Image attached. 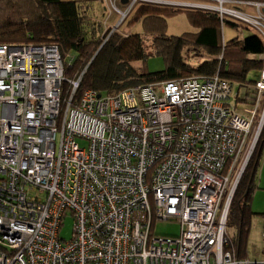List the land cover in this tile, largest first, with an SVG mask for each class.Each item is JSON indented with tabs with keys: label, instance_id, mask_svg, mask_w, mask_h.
<instances>
[{
	"label": "built area",
	"instance_id": "obj_1",
	"mask_svg": "<svg viewBox=\"0 0 264 264\" xmlns=\"http://www.w3.org/2000/svg\"><path fill=\"white\" fill-rule=\"evenodd\" d=\"M205 1L214 4L177 5L216 10L264 41V0ZM138 2L165 3L126 0L120 23ZM83 73L64 110L59 49L0 45V264H257L225 251L230 202L259 137L256 107L243 116L218 76L99 98L86 90L72 105ZM250 91L264 92V68ZM156 221L178 222L180 236H155Z\"/></svg>",
	"mask_w": 264,
	"mask_h": 264
},
{
	"label": "trees",
	"instance_id": "obj_2",
	"mask_svg": "<svg viewBox=\"0 0 264 264\" xmlns=\"http://www.w3.org/2000/svg\"><path fill=\"white\" fill-rule=\"evenodd\" d=\"M99 1L0 0V45H53L59 49L65 70L63 105L70 96L69 81L83 71L72 105L79 102L86 90L100 96H114L138 86L191 76H218L233 86L238 85L239 91L254 86L260 79L263 39L254 34L224 40V25L237 27L228 18L221 21L218 14L207 10L141 3L135 7L134 14L140 20L142 32L122 35L120 31L104 29L99 22H91L95 18L93 6ZM178 14L186 15L193 31L180 36L167 35L166 18ZM150 55L163 59L161 71L149 73L136 67V62H143ZM188 58L201 60L194 64ZM253 75L256 78L252 79ZM263 155L264 125L228 210L225 251L236 261H246L244 248L252 218L249 203Z\"/></svg>",
	"mask_w": 264,
	"mask_h": 264
},
{
	"label": "rangeland",
	"instance_id": "obj_3",
	"mask_svg": "<svg viewBox=\"0 0 264 264\" xmlns=\"http://www.w3.org/2000/svg\"><path fill=\"white\" fill-rule=\"evenodd\" d=\"M163 1L165 2V5L158 4L157 6H166V7L178 8V9H188L184 6L179 7L173 4H184V3L198 4V5H202L206 3L214 4L212 2L205 1V0H163ZM141 3H150V2H141ZM141 3L139 2L136 3L134 5V9ZM151 4H155V3H151ZM229 7L232 8L234 6L229 5ZM126 8H127L126 5L121 3L120 0H100L98 3H96L93 6L92 13L95 18L93 17L94 19H92L91 22L93 21H95V23L99 22L102 24L104 29L110 28L112 31H120L119 33L122 35H128L130 33H133V34L141 33L142 29L140 25V20L136 19L135 14H134V11H135L134 9L131 11L129 15H127L125 19H123L122 23H120L122 19H121V16H120L121 14L119 13V11L120 10L124 11ZM194 9H199V8H193V10ZM239 9L246 13H252V14L256 13L251 8L239 7ZM206 10L214 12V13L216 12V10H210V9H206ZM227 18L230 21H232V23L236 24L237 27L231 28L228 25H224V27L222 28V36L224 40L229 41L230 39L234 37L243 39L249 35L256 34V31L252 27L248 25H244L238 20H235L229 17ZM166 20H167V35L180 36L186 32L193 31V28L190 25L185 14L169 16L166 18ZM188 60L190 63L196 64L201 59L197 60V59L188 58ZM259 60L262 62L264 66V56H262L261 59L259 58ZM135 65L139 69H142L143 71H146L149 73L161 71L164 68L163 59L156 55H150L149 57H147L145 61L136 62ZM263 66H262V69L264 68ZM253 78H256V75H253L252 79ZM237 86L238 85L233 86L234 89H233V94H232L233 100H234V97H233L234 93L237 92L239 95V98H237L236 100L237 110L239 112L243 111V116L248 117L247 110L253 109L254 106L256 107L255 108L256 112H255V116L253 119V122H254L253 124L254 130L252 131V135H253L257 131L259 121L264 114V92L258 94L256 91H250L251 88H254L253 85L248 86L238 91ZM249 91H250V94H249ZM63 109L65 110L66 106L64 107L63 105ZM263 125L259 131V135L261 133ZM76 142L78 143L80 148L82 149L87 148V142L85 140L76 139ZM255 185H256V189L252 193V196H251L252 198L249 203L250 210L252 213V218L250 220L251 223H250V227L248 229V233L246 236L247 244L245 245L244 252H245V257L247 261L251 263L264 264V241L262 239V233L264 231V155L262 156L260 160V164L257 170ZM72 227H73V218L68 215L65 216V218L63 219L61 223V227L59 230L60 239H62L63 241H68L72 236ZM152 233L155 236H159V237L177 238L180 236L181 226L176 221H167V222L156 221L153 223ZM230 233H233V231H230Z\"/></svg>",
	"mask_w": 264,
	"mask_h": 264
},
{
	"label": "water",
	"instance_id": "obj_4",
	"mask_svg": "<svg viewBox=\"0 0 264 264\" xmlns=\"http://www.w3.org/2000/svg\"><path fill=\"white\" fill-rule=\"evenodd\" d=\"M121 3H123V4H126V0H122L121 1ZM152 3H154V2H152ZM155 4H160V5H165V3H155ZM173 5H175V6H179V7H183V6H181V5H177V4H173ZM98 98L100 97V95H98L97 96ZM263 123H264V114H263V116L261 117V119H260V121H259V128L261 129V127H262V125H263Z\"/></svg>",
	"mask_w": 264,
	"mask_h": 264
},
{
	"label": "bare ground",
	"instance_id": "obj_5",
	"mask_svg": "<svg viewBox=\"0 0 264 264\" xmlns=\"http://www.w3.org/2000/svg\"><path fill=\"white\" fill-rule=\"evenodd\" d=\"M130 13H131V12H130ZM130 13H129V14H130ZM121 23H122V22H121Z\"/></svg>",
	"mask_w": 264,
	"mask_h": 264
}]
</instances>
